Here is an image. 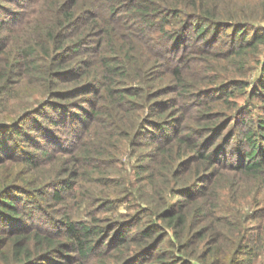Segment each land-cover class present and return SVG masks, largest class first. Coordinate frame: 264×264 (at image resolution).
<instances>
[{
    "label": "trees",
    "instance_id": "obj_1",
    "mask_svg": "<svg viewBox=\"0 0 264 264\" xmlns=\"http://www.w3.org/2000/svg\"><path fill=\"white\" fill-rule=\"evenodd\" d=\"M104 1L105 10L90 0V10L77 11L52 0L50 19L43 12L34 26L26 17L0 37V193H20L0 195V264H242L257 256L264 250V0ZM23 29L28 38L18 35ZM126 36L137 41L132 54ZM85 44L92 45L86 54ZM139 47L157 61L146 71L137 66ZM57 49L84 54L64 65ZM46 106L62 113L51 124L67 112L69 125H82L74 140L57 136L54 149L34 144V158L13 155L16 142L30 141L22 122L49 129L39 117L49 116ZM138 135L146 153L122 174L117 164L129 163ZM40 156L47 166L35 163ZM18 157L30 163L31 177L4 172ZM38 167L46 168L33 176ZM135 179L148 186L140 191L144 206L122 220L96 215L133 198ZM167 190H182L184 200L162 203ZM73 197L83 216L60 212ZM37 209L39 224L25 225ZM190 214L200 228L187 226ZM252 219L256 225L245 224ZM166 235L170 255L159 250Z\"/></svg>",
    "mask_w": 264,
    "mask_h": 264
},
{
    "label": "rangeland",
    "instance_id": "obj_2",
    "mask_svg": "<svg viewBox=\"0 0 264 264\" xmlns=\"http://www.w3.org/2000/svg\"><path fill=\"white\" fill-rule=\"evenodd\" d=\"M51 1L52 0H40L39 2L36 1L35 5H34L33 0H0V20L1 19H7V21L9 22V24H7L6 22L3 23V25H5V26L1 27L0 37L4 36L5 34H8L7 30L5 31L6 26L12 25L13 27H16L15 25H18L19 23H21L26 17L34 18V26H40L41 25L40 17L42 16L43 12L46 13L47 19H50L52 17L51 6H50ZM58 1L60 3L61 7H64L65 10L82 11V10H90L91 9L90 8L91 7L90 0H58ZM96 1H97V4L101 5L102 10L106 9L107 3L104 0H95V3H96ZM95 3H94V6H92V8H94L97 11L98 8H96ZM39 4H41V6H39ZM108 6H109V4H108ZM114 11H119V10H114ZM14 12H17V14ZM27 12H28V15L26 14ZM16 18H17L18 22L14 21ZM122 31H124V30H121V32ZM111 33L113 34V32H111ZM115 33H119V32L115 30ZM18 35L21 36L22 39L28 38L29 37V29L21 30L18 33ZM99 38H100V34L98 35L97 39H99ZM136 42L137 41L134 38H131L130 36H126L125 40L123 42L124 49L126 51H128L130 54H132V49H133ZM93 44H94V42H93ZM87 46H92V45L91 44H85L84 45L82 50L85 54H86V48H88ZM139 48L141 51V53L139 55V60H140L141 66L138 63H137V66L140 67V70L146 71L152 64L156 63L157 61L153 57H151V55H149L147 52L143 51L142 47H139ZM57 52L58 53L63 52L64 65L71 64V62H73L75 59L83 57V54H84V53H82L79 55H74L71 50L64 51V49L63 50L57 49ZM69 52L71 53V55H68ZM137 66L134 63H132L131 64L132 70L139 71ZM127 74L129 75V73H127ZM148 74L152 75L153 71L148 72ZM252 77H253V73H251V75H250V78H252ZM127 80L130 81L131 79H127ZM127 80L123 79L122 83L126 86L135 85L138 87L137 82L136 83H130ZM157 80L162 81V80H164V77H161V75H158V73H157ZM69 84H75V83H74V81H71V83H64L63 86H68ZM140 85L143 87V84L140 83ZM59 100H60V98H59ZM114 100H116V99H114ZM100 102L104 103L105 100H100ZM98 103H99V100H98ZM82 107L85 108L84 105ZM78 108L81 109V106H79V107H73L72 106L71 107L72 110H75V109L77 110ZM44 113H48L49 116L47 118H45L44 115L40 114L39 117L42 119V123L45 126L43 129H47V127L49 129H47L45 131H41L39 129V131H38V129H32L29 127V125L22 122L19 125L18 129H21V126H24V130L26 131L27 136L30 137V141L25 142L23 140L22 141L20 140L19 142H16V145H18L19 143H21V145H19L18 148L13 149V151H12L13 155L24 156L26 158H34L35 156H33V155L38 154V151H34L35 152L34 154L31 153V152H33L34 144L39 143V145L41 144L43 146H46L49 149H51L53 147V149H54V146H53L54 138L57 136L65 137V138L68 137V139H70L71 141L74 140L72 135L74 134L75 130L78 131L82 125H78V124L69 125V122H71V118L67 117V112H65L66 118L64 117V119L59 121L57 124H55V123L51 124V120L52 119H60L62 116V113L52 112L51 107H49V106H46L44 108ZM35 126H37V125H35ZM63 130H65V132ZM49 131H51V134H52L51 137H49L47 134ZM9 132H10V130H4V134H7ZM25 135L23 136V139H24ZM137 140H139L140 142H137V144L135 146H133V147H135L134 150L131 149L132 147L130 149H128L130 155L129 156L127 155L126 158L129 159V163H127L126 159H125V162L123 164H117L119 167V172H121L122 174L130 166H131V168H133L135 170L137 163L141 160V156H143V154L146 153V147H145V145H142V143L144 141H146L147 139L143 135H138ZM144 144H146V143L144 142ZM231 148H232L231 146L228 147V150ZM63 156H64V154H60V163H62L61 165L64 167H72V163L69 162L68 159H64ZM124 156L125 155H123V157ZM232 156H233V153L227 154V157L229 159H231ZM14 157H16V156H14ZM44 158H46V157H44ZM44 158H41V156H40V159L38 158L37 160H35V163L41 164V166H47V165H43V164H47L46 162L49 158L48 159H44ZM42 159H44V160H42ZM30 166H31L30 163L26 162V160L24 158L18 157V158H12L11 161L6 162V166L4 167L3 170L5 173H7L9 170L19 169L23 172L22 178H26V177L32 176L33 169ZM40 168H46V167H38L36 170V173H34L33 176L38 175V172L41 170ZM140 176H144V174L140 175ZM6 182L7 183H14V181H12L10 178H8ZM134 184H135V186L132 188L133 198H130V200L127 202L122 201L117 207L111 208L113 210H97L96 215L100 216V218H106L107 216L112 215L115 219L122 220L126 217L125 213L131 211L129 209H132L133 206L136 209L144 206L145 200H143V197H142L140 191L144 188L148 189V186H146V185L142 186V184H144L143 181L136 183V179L134 181ZM138 184H140L142 188L139 187ZM179 186H180V183L177 184V187H179ZM156 187H157V189H159V183L156 184ZM0 190H4L2 185L0 187ZM159 190L162 191L161 189H159ZM18 194H20V193H17L15 191H7L6 193H0V195L3 196L4 199L6 198L7 200H12V199H9L10 196L16 198L17 196H19ZM179 196L182 200H184L185 195H184V193H182V190H181ZM179 196H177V195L172 196L171 191L167 190L165 193H161V195L158 197V199L160 201H162V203H165L169 199L172 203H174L177 201V198ZM0 200H1V198H0ZM79 200H80V198L73 197L69 200V203H65V204L61 203L62 204V210L60 212L65 211V212H67V214L69 216H71L73 218H77L78 216H83V214H81L82 213V206H81V204L78 203ZM34 201H36L37 203H40V204H45V202H49L50 204L54 203L52 200L45 201V199H43L42 197L34 198ZM30 203H28V204L30 205ZM13 204H16L19 207L21 203L19 202V200H16V202L15 203L13 202ZM188 205H189L188 201L185 200V206H188ZM259 205L263 206L264 202L261 201L259 203ZM55 206L58 208L61 205L58 204ZM54 213L56 214L57 212H54ZM29 215H26V217L24 218V220L26 221L25 225L29 223L30 225L32 224L33 226H35V225L39 224L38 221H40V216H43L40 214V210H38V209L34 210V211L31 210ZM193 215H195V214H193ZM193 215L190 214V218L186 219V224H187V226H189V228L191 225H193L194 229H198L202 226L203 223L197 225L195 223L196 219L194 218ZM213 220H215V219L212 218L211 221H213ZM256 223H257V220L252 219V220H248L245 224L256 225ZM116 225H118V221H116L115 226ZM210 234L211 233L208 232L207 236H209ZM232 237H233V235L230 236V238H232ZM167 238H168V235H166L164 237V243L161 244V246L159 247L160 248L159 250L163 251L166 255H170L172 253V251H174V248L172 247V245L170 246V243L168 242ZM170 238H171V240H173L174 243L176 242V239L173 237L172 234H170ZM167 252H169L170 254ZM256 252H258V251H256ZM175 254H177L176 251H175ZM252 254L253 253H251V255ZM243 256H245V254H243V252L238 253L237 258H242ZM247 258L248 259L244 258V261L242 264H264V250L259 251V254L257 256H251V257H247ZM38 264H48V262L47 261L44 263L40 262ZM179 264H201V263L198 260L197 261L192 260L190 263H186L185 260H182V261H180Z\"/></svg>",
    "mask_w": 264,
    "mask_h": 264
}]
</instances>
